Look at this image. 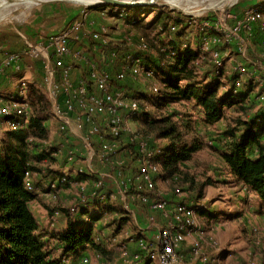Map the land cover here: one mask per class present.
Wrapping results in <instances>:
<instances>
[{"label": "rangeland", "instance_id": "1", "mask_svg": "<svg viewBox=\"0 0 264 264\" xmlns=\"http://www.w3.org/2000/svg\"><path fill=\"white\" fill-rule=\"evenodd\" d=\"M3 1L16 2L21 0H0V40L15 42L16 38L21 39L23 42L20 48L18 47L19 49L23 47L24 38L27 42H31V35L44 36L41 33L38 34L40 30L36 26H43L45 25L44 23L52 22L56 10L61 11L63 9L68 17V22L77 13L76 10L87 7L90 9V20L94 22L93 27L98 25V21L110 27L111 46L117 47L123 54H131L135 57L137 55L139 57L144 56L145 62H148L149 59L157 60V51H161L159 47L162 46L166 49L165 52H169L168 57L178 54L177 49L179 48H181V51L190 48L198 52L200 35L194 27L187 25L185 22L186 15H192L198 19L216 18L229 8L233 14L240 16L245 9L254 7L263 0H168L173 7L157 6L155 10H152L148 9L150 6H108L107 10H102L106 11L107 14L102 16L100 15L101 6H90L70 0H39L36 3L27 1L24 2L25 4H17L12 7H4L1 4ZM39 11H41L39 17H36ZM158 13L162 14L161 17L163 19L166 14H169V17L166 20H162L158 26V29H162L160 37L157 35L159 30L154 29L152 31L144 27ZM37 20L40 21V24L36 23ZM161 23L166 25L165 28ZM45 27L47 25L42 29L46 30ZM47 32H52L49 26L47 27ZM141 39L145 41L147 47L143 48L139 45ZM183 44H187V48H182ZM262 47V40L256 29L246 52V56L250 59V65L254 59L252 55L256 54V51L261 50ZM217 49H222L227 54H234L232 51L233 46L226 47L223 43L217 45ZM5 50L14 52L11 49ZM124 61H126L125 56L122 58V62ZM159 61L160 63H165V61ZM171 61L173 60H169V62ZM235 65L232 61H227L226 70L228 77H231ZM35 66L37 67L36 64ZM27 68L26 63L21 73L13 77L15 79L13 81L14 87L21 78L25 79L27 85L33 82L39 69L34 70L33 68V71H31ZM153 70L156 72L155 68ZM197 73L198 79H203L205 82L209 80L217 82L216 70L211 69L207 58L201 63ZM161 80L160 76L157 77L155 74L143 77L128 75L122 86L125 89L134 91L133 93L138 96L143 95L152 86H157L161 94L172 93L171 90L164 87ZM183 84L184 82H181V85ZM249 84V82L242 83L239 87L242 90L238 89L242 93H248L246 94L248 96L247 111L237 109V105L226 107L224 109L226 112L224 119L213 126L206 125L203 122L202 116L193 100L186 101L185 99L175 98L170 102L161 104L155 100L157 99L155 97L152 101H140V105L143 108L142 114L147 112L154 118L172 115L188 144H196L199 147L192 154L190 160L180 164L182 175H188L195 184L182 183L180 178L167 181L159 179L157 181V187L161 188L160 190L162 191L172 193L174 187H179L183 192L180 196L173 197L174 199L165 196L167 201L171 203L166 206L165 211L150 209L149 206L155 203L151 200L143 202L138 196L133 195L132 198L126 194L132 188L138 190L143 187L140 184V176L138 174L140 164L132 161L131 156L127 157L126 153L118 155L119 164L116 170L101 166L95 156L91 158L88 164H85L75 155L72 158L65 156L66 159L62 164L51 163L54 165L53 168L47 167L40 174L41 178H39V182L42 181L40 185L42 189H38L36 193L43 194L42 196L46 200L41 206L43 208L46 206L47 211L51 208L52 224L56 226L59 221L63 220L60 211L68 210L77 205L82 206L81 199L84 198L87 203L84 206H88V209L84 214L72 213L73 225L81 227L90 224L93 240L99 246L102 245L100 248L103 250L100 254L91 247L84 246L78 254L69 255L64 252L65 246L60 245V242L55 239L58 245L56 246L57 253L62 263L81 264V257L85 255L87 258L86 264H136V260L133 259L135 254L130 252L135 247L138 252L140 251L139 256L141 258L144 248L143 244L136 240L135 237L137 238V235H145L148 240L144 242L147 249L154 248L155 235L164 228V221H168L167 217L173 211V204L179 201L183 202L188 210H192L190 216L193 220V229L183 230L184 237L181 238L183 242L179 249L180 252L184 253L192 249L194 254L180 257L171 264H264V227L260 224L262 220V223L264 222V212L261 211L260 207L263 204L259 202L256 195L247 192L240 181L234 180L233 174L228 173V168H226L222 159V155L230 149V139L226 134L227 130L233 128L244 129V126L240 127L239 123L246 120L252 126L256 125L259 127L262 123L261 120L263 118L261 116L264 115V102L260 104L253 103V93L257 92V87L252 84V90H249V88L246 90ZM234 89L233 83L225 79L223 80V85L219 88V93L231 92L233 94ZM238 90L236 89V91ZM140 113L134 117L141 116L142 114L140 115ZM2 119L0 117V140L6 139V133L9 132L4 130ZM252 120L254 121L253 124ZM47 124L49 131L48 140H58L57 121L49 119ZM131 125L133 128L135 127L133 120ZM70 138L73 142V146L70 149L79 150V144L75 137L70 136ZM259 140L264 145V127L261 130ZM165 143H167L166 140L157 141L150 137L148 144L149 147L158 151L165 146ZM130 154L133 155V151H130ZM43 164L46 165L47 163ZM79 174L86 175L89 179L81 180L83 182L81 187H74L68 184V189H65L66 185L62 186L63 184L60 182L62 177L74 178ZM38 175L35 174L30 177V181L34 183V186ZM93 175L98 177L93 178ZM96 179L101 182L102 187L97 198L91 196L92 191L95 190L91 182ZM49 183L59 186V190L54 193H44L42 190H45L46 185ZM87 186H90L91 189L87 188ZM192 187L196 190H199V188L201 190L202 198L199 202H196V198H199L198 192H193ZM32 193H34V190H32ZM29 208H31L30 204ZM105 208L109 210L99 215V218L98 209L101 211ZM117 220H130L132 226H125L121 229L120 223L122 221L118 222ZM65 221H62L63 225L60 222L61 228L59 230H57L58 227L56 226V234L66 229L67 221ZM120 229L118 237L113 238L110 233ZM51 248L54 251V246ZM122 249L128 250V252L124 253ZM57 253L54 254L58 256ZM190 257L193 259V263L183 260V258L189 259ZM143 264L163 263L155 260L149 263L144 261Z\"/></svg>", "mask_w": 264, "mask_h": 264}, {"label": "built area", "instance_id": "2", "mask_svg": "<svg viewBox=\"0 0 264 264\" xmlns=\"http://www.w3.org/2000/svg\"><path fill=\"white\" fill-rule=\"evenodd\" d=\"M105 9L107 10V7H101V16L107 14L106 11H102ZM89 15V8L79 9L66 26L50 37L33 43L25 41L22 49L4 54L0 58V81L3 77L19 75L26 63L29 68H34V64H37L40 75L38 87L45 92L49 100L51 119L58 123L59 140L40 141L42 154L45 157L68 156L69 158L75 155L85 164H88L95 156L101 166L116 170L119 164L118 155L126 153L127 157L131 156L132 161L140 164L138 174L143 187L138 190L132 188L126 193L133 198L135 195L133 191L154 188L153 178L159 172V167L152 159L159 150L152 151V147L148 144L150 139L141 136L132 127L133 119L131 118L141 112V105L137 96L122 85L128 75L143 77L153 75V71L146 66L144 56L123 54L117 47L111 46L110 27L105 23L93 27L94 22L90 20ZM263 17L264 1L245 9L240 16L233 14L229 8L216 18L198 19L192 15L185 16L187 25L194 27L200 35L198 56L194 64L200 67L207 58L211 69L216 70V78L232 82L235 91L240 89L242 83L249 82L252 88V84H255L257 92L253 93L254 104L264 102ZM256 29L263 47L256 51L254 56L252 55L254 59L250 65L246 52ZM157 30H159L157 35L160 37L162 29ZM143 41L141 39L139 45L145 48L147 44ZM220 43L226 47L233 46L234 54H227L222 49L218 50L217 45ZM182 48H187V44H183ZM159 49L162 52L166 51L164 46ZM179 50L181 48L177 49V52ZM123 56L126 57L124 62H122ZM227 61L236 64L231 77L227 76ZM240 90L236 92H242ZM159 93L158 87L152 86L144 92V95L152 100ZM26 94L27 83L23 78L19 80L13 92L0 93V117L3 118L5 131L26 128L31 114ZM70 136H74L77 140L79 150L70 149L73 146ZM130 151H133V155ZM41 160L43 163L46 158ZM37 162V157H34L30 163L39 167ZM33 175L35 173L26 172L24 184L28 190H34L36 194L38 187L30 181ZM81 175L79 177L82 178L62 177L60 182L62 186L70 184L81 187L83 184L81 180H89L86 175ZM91 184L95 188L91 196L97 198L102 189L101 182L96 179ZM46 188L50 191L48 193L59 190V186L53 183L47 184ZM175 191L178 194L177 197L181 195L179 189ZM140 198L143 202L149 201L146 197ZM81 202L82 206L87 204L84 198ZM180 203L179 201L174 203L173 211L168 217L166 214L168 221H164V228L155 235L154 248L147 249L144 243L148 241L147 239L139 240L144 250L141 258L140 251L134 253L133 259L136 260V264L155 260L163 264H171L180 257L194 254L192 249L187 253L180 252L179 249L183 242L181 239L184 237L183 230L193 229V220L190 216L192 210H188L183 203V205ZM170 204L167 200H156L149 208L165 211L166 206ZM82 206L77 205L68 209L70 215L73 216L74 212L84 214L88 206ZM122 250L124 253L128 252V250ZM183 260L193 263L191 257L183 258ZM86 263L87 258L82 255L81 264Z\"/></svg>", "mask_w": 264, "mask_h": 264}, {"label": "trees", "instance_id": "3", "mask_svg": "<svg viewBox=\"0 0 264 264\" xmlns=\"http://www.w3.org/2000/svg\"><path fill=\"white\" fill-rule=\"evenodd\" d=\"M155 8L157 6L148 7L152 10ZM161 15L158 13L144 27L152 31L158 29L160 22L169 17V14H166L163 19ZM161 25L166 26L162 23ZM168 55L169 52L157 51V60L149 59L146 62L149 69L155 68L156 72L153 70V74L157 77L160 76L164 87L172 91L170 94L159 93L155 99L159 103L165 104L175 98L186 101L193 100L203 122L209 126H213L224 119L226 107L237 105V109L247 111L248 96L246 94L248 93L233 91V94L231 92L220 94L219 88L223 85V81L217 79V82L211 80L205 82L203 79H198L197 70L200 67L194 64V60L198 56L196 50L188 48L184 51L179 50L175 56L168 57ZM159 60L165 61V63H160ZM169 60L173 61L169 62ZM34 68L35 70L38 69V65L36 67L34 64ZM39 81L40 75L37 72L33 82L27 85L26 96L31 114L26 128L9 131L6 133V139L0 140V264H63L60 258L52 257L48 253L45 244L38 235V222L29 208L30 202L35 199L36 195L28 190L24 184L26 172L40 175L49 164L56 162L57 159L63 158L64 161L66 159L62 156L45 157L42 154L40 141L49 138L47 121L51 119V114L49 100L45 92L38 87ZM181 82L184 84L181 85ZM249 90H252V87H249ZM131 92L134 91L131 90ZM136 96L139 102L152 101L144 93L141 96ZM140 111L141 115L142 107H140ZM261 117L263 119L259 127L252 126L246 120L239 123V126H244V129L233 128L226 131L227 137L230 139V141L228 139L230 149L222 155V159L228 168V173L233 174L234 180L240 181L247 192L256 195L259 202H262L263 205L260 207L261 211L264 212V145L259 140L261 130L264 127V115ZM133 121L135 123L134 128L141 136L149 139L152 137L157 141H167L152 159L159 167V172L153 178L154 188L152 190L133 191V193L142 198L146 197L153 202L167 200L164 196L174 199L173 197L178 195L176 189H179L180 193L183 194L179 187H174L172 193L162 191L161 188L157 187V181L159 179L167 181L180 178L182 183L195 184L188 175H182L180 164L190 160L192 154L199 147L196 144H188L172 115L154 118L144 112L141 116L134 117ZM251 122L253 124L254 121ZM30 139L33 141H29ZM152 151L155 149L152 148ZM34 157H37L39 167L30 163ZM41 158H46V161L43 162L47 163L46 165L41 163ZM42 191L44 193L50 192L49 190L46 191V188ZM192 191L198 192L199 198H196V202H199L202 198L200 188L196 190L192 187ZM60 212L67 218L68 225L64 231L56 234L54 239L65 246L64 252L69 255H76L87 245L101 254L103 250L93 240L91 225L87 224L81 227L73 225L69 211L65 209ZM118 235V233L113 234V237ZM135 239L139 241L146 238L145 235H137ZM132 252L139 253L135 247L132 248Z\"/></svg>", "mask_w": 264, "mask_h": 264}, {"label": "crops", "instance_id": "4", "mask_svg": "<svg viewBox=\"0 0 264 264\" xmlns=\"http://www.w3.org/2000/svg\"><path fill=\"white\" fill-rule=\"evenodd\" d=\"M264 1V0H263ZM63 8V7H62ZM42 10H44V9H42ZM41 10V11H42ZM46 10H48V9H45L44 11H46ZM99 10V9H98ZM41 11H39L38 12V15L36 16V17H39V14H40V12ZM48 11H50V10H48ZM67 14H68V12H67ZM92 14V13H91ZM69 15V14H68ZM54 20H52V22H50V23H44L45 25H47V27L49 26V28H50V30H52V32L51 33H49V32H47V27H45L46 28V30H43L42 28L45 26V25H43V26H39V25H37L36 27H38V30H40L39 31V33L38 34H43L44 36H39V35H37V36H32L31 35V37H32V40H31V42H38V41H41V40H44V39H46V38H48V37H50L51 35H53L54 33H56L58 30H60L63 26H66L67 24L66 23H68V22H70L71 20H69L68 22H67V19H68V17L65 15V13H64V11H63V9L61 10V11H55V13H54ZM40 21L39 20H37V22L36 23H38V24H40L39 23ZM101 23V21H98V25ZM1 35V34H0ZM28 37V36H27ZM28 39H29V37H28ZM25 41H26V39L24 38V43H25ZM22 42H23V40L21 41V39H18V38H16V41L15 42H12L11 40H4V39H2V40H0V58L4 55V54H6V53H8V51L9 50H5V49H11L12 51H18V49L20 48V45L22 44ZM24 45V44H23ZM19 47V48H18ZM16 48H18L17 50H15ZM22 49V48H21ZM20 50V49H19ZM9 52H11V51H9ZM24 67H25V65H24ZM28 67V66H27ZM29 68V67H28ZM27 68V69H28ZM31 71H33V67H31V68H29ZM34 70H35V68H34ZM13 77H15V76H7L6 78L5 77H3V79L0 81V93H10V92H13L14 91V86H13V81L15 80V79H13ZM131 119H134V117H132ZM3 121V120H2ZM3 123V122H2ZM49 129H50V127H49ZM51 131V130H50ZM49 137V136H48ZM56 162L58 163V164H62L63 162H64V159L63 158H60V159H57L56 160ZM53 166L54 165H48V167L49 168H53ZM80 176V174L78 175V176H76V177H78V178H82V177H79ZM81 176H85V175H81ZM39 178H41V176L40 175H38V178L37 179H35V183H36V186L38 187V189H42L41 188V184H42V181H40L39 182ZM87 188H89L90 189V186H87ZM65 189H68L67 187L65 188ZM36 195V197H35V199L33 200V201H31L30 202V210H31V212L33 213V215L35 216V218H36V220H37V222H38V226H39V231H38V235H40V239H41V241L46 245V247L45 248H47L46 250L48 251V253L52 256V255H54V256H52V257H55V258H59V254L57 253V249H56V246H58L57 245V242L55 241V239H54V236L56 235V229H57V227H58V229L57 230H59L60 228H61V225H63V223H62V221L64 222L65 220L67 221V218H65L64 217V215L60 212V214L62 215V219L63 220H61V221H59L57 224H56V226H55V224H52V218H53V216L50 214V212H51V208H49L48 209V211L46 210V206L43 208L42 206H41V204L42 203H44V201H46L45 200V198L42 196L43 194H39V193H36L35 194ZM36 198H37V200H36ZM109 209H107V208H105V209H103V210H101V211H99V209H98V211H97V214H98V217H99V215H101L103 212H105V211H108ZM46 215V216H45ZM45 216V218H43ZM43 218V219H42ZM100 218V217H99ZM91 219H92V217H91ZM97 220V219H96ZM65 221V222H66ZM118 221V220H117ZM122 221V222H121ZM263 221V220H262ZM262 221H261V223H260V221H259V223L264 227V222L262 223ZM60 222H61V225H60ZM118 222H121L120 223V228L122 229V227H125V226H132L131 225V221L130 220H125V221H123V220H119ZM126 222V223H125ZM128 224V225H127ZM67 225H68V221H67V223H66V225H65V228L67 227ZM262 227V228H263ZM64 228V229H65ZM121 229L119 230V231H112L110 234H117V233H120V231H121ZM62 231V230H61ZM117 232V233H116ZM116 237H118V236H116ZM115 237V238H116ZM60 245H63L62 243H59ZM51 245V246H50ZM49 246V247H48ZM54 246V251H52V248L51 247H53ZM87 246V245H86ZM100 246H102V245H100ZM54 253H57L58 254V256L56 255V254H54Z\"/></svg>", "mask_w": 264, "mask_h": 264}, {"label": "water", "instance_id": "5", "mask_svg": "<svg viewBox=\"0 0 264 264\" xmlns=\"http://www.w3.org/2000/svg\"><path fill=\"white\" fill-rule=\"evenodd\" d=\"M86 5V4H85ZM96 7H108V6H114V7H147V6H159V7H169L172 6L170 4V1L168 0H96V2L92 4Z\"/></svg>", "mask_w": 264, "mask_h": 264}, {"label": "bare ground", "instance_id": "6", "mask_svg": "<svg viewBox=\"0 0 264 264\" xmlns=\"http://www.w3.org/2000/svg\"><path fill=\"white\" fill-rule=\"evenodd\" d=\"M31 2V3H36L38 2L39 0H21V1H16V2H9V1H3L1 4L4 6V7H12V6H15L17 4H25L24 2ZM70 1H73V2H76V3H84V4H92L94 2H96V0H70Z\"/></svg>", "mask_w": 264, "mask_h": 264}]
</instances>
